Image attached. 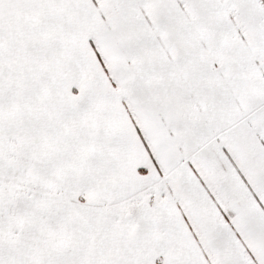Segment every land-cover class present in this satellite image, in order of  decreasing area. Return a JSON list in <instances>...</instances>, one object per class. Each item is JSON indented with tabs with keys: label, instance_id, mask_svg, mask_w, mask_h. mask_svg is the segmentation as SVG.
Returning a JSON list of instances; mask_svg holds the SVG:
<instances>
[{
	"label": "snow or ice",
	"instance_id": "1",
	"mask_svg": "<svg viewBox=\"0 0 264 264\" xmlns=\"http://www.w3.org/2000/svg\"><path fill=\"white\" fill-rule=\"evenodd\" d=\"M0 264H264V0H0Z\"/></svg>",
	"mask_w": 264,
	"mask_h": 264
}]
</instances>
